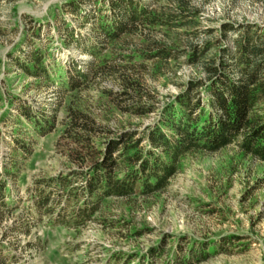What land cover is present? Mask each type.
Masks as SVG:
<instances>
[{"label":"rangeland","instance_id":"374dc122","mask_svg":"<svg viewBox=\"0 0 264 264\" xmlns=\"http://www.w3.org/2000/svg\"><path fill=\"white\" fill-rule=\"evenodd\" d=\"M73 1L0 0V264H175L203 250L196 264H264V162L236 144L185 153L164 187L106 198L89 219L73 221L80 225L56 223L86 209L88 199L65 198L53 185L90 173L112 145L115 156L123 140L156 126L166 103L204 75L205 60L192 63L188 53L221 38L224 22L264 25V0H185L178 22L140 26L107 43L100 57L61 43L64 24L89 32L68 10ZM147 1L180 13L174 0ZM31 47H40L55 80L21 69ZM163 47L174 56H155ZM73 60L87 70L90 62L92 71L60 91L56 79ZM21 103L42 119L37 130ZM140 146L149 149L148 140Z\"/></svg>","mask_w":264,"mask_h":264},{"label":"trees","instance_id":"16d2710c","mask_svg":"<svg viewBox=\"0 0 264 264\" xmlns=\"http://www.w3.org/2000/svg\"><path fill=\"white\" fill-rule=\"evenodd\" d=\"M174 1L180 7L178 15L153 8L147 0H74L68 10L89 32L80 36L71 24H64L61 43L100 57L107 43L140 26L178 22L179 14L188 12L187 5L185 0ZM220 37L215 43L207 40L204 46L194 47L188 53L192 63L205 60L202 61L204 75L190 78L184 84L180 93L160 111L156 126L148 133L144 132L134 142L123 140L125 144L115 156L118 146L112 145L103 162H96L90 173L55 178L53 185L65 198L88 199L86 209L75 210L65 222L56 225H80L73 221L79 216L89 219L106 198L127 197L141 187L148 191L161 189L176 172L180 158L192 150L216 152L236 144L244 153L264 162V25L224 22ZM229 39L232 44L227 42ZM210 46L218 49L207 56ZM172 49L163 47L154 55L172 57ZM43 59L40 47H31L24 52L20 67L26 74L45 81L55 80ZM87 66L91 70L73 60L72 67L56 79L60 91L83 84L93 68L90 62ZM19 110L34 129L42 126V119H36L29 107L21 103ZM145 139L149 149L140 146ZM20 145L17 150L25 151V146ZM121 166L131 168L120 175L117 169ZM7 173L11 174L10 170ZM200 253L180 254L174 263L196 264L208 255L205 250Z\"/></svg>","mask_w":264,"mask_h":264}]
</instances>
